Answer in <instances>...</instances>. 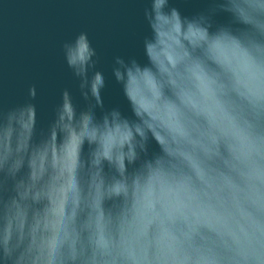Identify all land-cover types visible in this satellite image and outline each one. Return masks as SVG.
<instances>
[{
  "label": "clouds",
  "instance_id": "9594fccd",
  "mask_svg": "<svg viewBox=\"0 0 264 264\" xmlns=\"http://www.w3.org/2000/svg\"><path fill=\"white\" fill-rule=\"evenodd\" d=\"M146 62L114 57L130 115L87 32L38 126L0 104V264H264V0L144 9Z\"/></svg>",
  "mask_w": 264,
  "mask_h": 264
},
{
  "label": "water",
  "instance_id": "95a60500",
  "mask_svg": "<svg viewBox=\"0 0 264 264\" xmlns=\"http://www.w3.org/2000/svg\"><path fill=\"white\" fill-rule=\"evenodd\" d=\"M184 15L205 7V0H170ZM150 0H0V104L14 107L28 101L35 85L38 126L54 117L61 92L69 89L82 105L78 82L62 51L65 41L87 32L109 85L106 107H120L130 115L121 87L111 77L116 56H135L146 62L142 40L149 35L144 9Z\"/></svg>",
  "mask_w": 264,
  "mask_h": 264
}]
</instances>
